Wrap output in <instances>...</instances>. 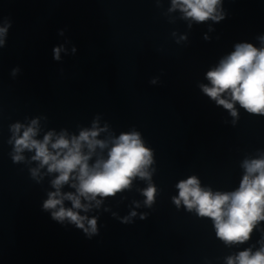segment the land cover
Returning <instances> with one entry per match:
<instances>
[{"label":"water","instance_id":"water-1","mask_svg":"<svg viewBox=\"0 0 264 264\" xmlns=\"http://www.w3.org/2000/svg\"><path fill=\"white\" fill-rule=\"evenodd\" d=\"M171 7L172 0H0V27L11 25L0 45V264H227L264 244V221L245 243L226 244L210 218L173 200L190 176L213 192L234 191L244 161L264 156V116L236 105L234 118L201 89L236 44L264 47V0H221L219 22L197 23ZM33 119L40 140L49 131L53 139L78 136L95 123L105 129L97 139L111 147L121 133L138 132L152 152L150 178L137 176L80 210L96 218L95 234L53 220L43 202L57 174L39 168L34 151L12 159L11 125ZM107 153L98 147L89 163Z\"/></svg>","mask_w":264,"mask_h":264},{"label":"clouds","instance_id":"clouds-1","mask_svg":"<svg viewBox=\"0 0 264 264\" xmlns=\"http://www.w3.org/2000/svg\"><path fill=\"white\" fill-rule=\"evenodd\" d=\"M220 4L221 0H172L170 11L179 8L184 18L197 23L207 20L219 22L224 19L219 13ZM10 26L0 27V45L4 44L3 38ZM261 39L264 41V37ZM60 51L59 47L54 49L57 60ZM16 71L13 70V75ZM206 77L210 86L201 85L202 91L217 105L228 110L232 117H238L236 105L250 114L264 116V47L257 48L251 43L236 44L235 50L208 71ZM103 130L94 123L92 129L81 130L78 136L68 138L61 133L53 139L55 134L49 131L40 140L35 138L38 134L37 119H33L28 126L18 122L11 125L15 152L13 161L23 160L25 150L34 151L31 159L38 162L39 168L46 167L48 173L57 174L51 181L55 191L48 193L43 209L51 210L53 220L62 223L67 219L89 235L97 232V220L80 215V210L87 212L92 201L99 206L101 200L97 197L115 196L128 189L137 176L150 178L147 168L152 163V152L145 147L140 134L121 133L108 147L107 141L97 139ZM98 147L108 148L107 158L98 157L90 164ZM243 167L245 174L234 191L213 192L202 188L197 177L190 176L176 185L179 194L173 198L178 207L183 202L189 211L195 209L199 216L210 218L217 238L226 244L245 243L257 225L264 221V156L245 160ZM37 173L38 169L32 170L33 177ZM66 184L75 192H61ZM155 194L156 188L151 184L143 190L146 205L153 204ZM82 199L88 203H82ZM65 200L71 202V207L64 206ZM85 221L88 227H85ZM127 221L128 218H124V222ZM227 264H264V244L256 251L247 248L228 257Z\"/></svg>","mask_w":264,"mask_h":264}]
</instances>
